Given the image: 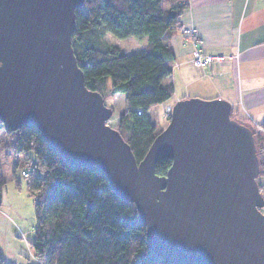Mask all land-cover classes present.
I'll return each mask as SVG.
<instances>
[{
	"label": "water",
	"instance_id": "obj_1",
	"mask_svg": "<svg viewBox=\"0 0 264 264\" xmlns=\"http://www.w3.org/2000/svg\"><path fill=\"white\" fill-rule=\"evenodd\" d=\"M85 0H0V122L35 126L66 162L105 174L172 264H264V197L252 131L222 99L176 101L136 162L73 54ZM170 159L164 175L155 165Z\"/></svg>",
	"mask_w": 264,
	"mask_h": 264
},
{
	"label": "trees",
	"instance_id": "obj_2",
	"mask_svg": "<svg viewBox=\"0 0 264 264\" xmlns=\"http://www.w3.org/2000/svg\"><path fill=\"white\" fill-rule=\"evenodd\" d=\"M167 3L170 7L165 9L162 0H85L75 10L71 46L84 85L103 100L106 95L123 96L126 110L112 127L129 145L136 162L160 131L147 117L149 108L169 99L173 91L162 80L171 73L169 39L186 4ZM107 34L145 39L146 44L128 53L109 43ZM231 118L235 119L232 113ZM248 128L255 139L261 176L264 135L256 126ZM0 130H4L1 122ZM4 132L15 155L22 156L20 177L27 179L33 197L34 240L29 245L37 264H172L152 252L135 206L112 190L102 171L66 162L33 125ZM170 165V159L160 160L155 174L164 175ZM16 168L13 178L18 182ZM4 184L0 169V207ZM0 264H6L1 256Z\"/></svg>",
	"mask_w": 264,
	"mask_h": 264
},
{
	"label": "crops",
	"instance_id": "obj_3",
	"mask_svg": "<svg viewBox=\"0 0 264 264\" xmlns=\"http://www.w3.org/2000/svg\"><path fill=\"white\" fill-rule=\"evenodd\" d=\"M182 2L186 5L169 39L171 73L162 80L172 87V95L149 108V121L156 128V114L162 109L161 130L176 101L222 99L231 104L235 118L264 135V0H177ZM162 7H170L167 0H162ZM181 28L194 36L183 34ZM145 44L143 39L139 50ZM194 48L222 60L197 69L190 63ZM257 183L264 197V176H258Z\"/></svg>",
	"mask_w": 264,
	"mask_h": 264
},
{
	"label": "rangeland",
	"instance_id": "obj_4",
	"mask_svg": "<svg viewBox=\"0 0 264 264\" xmlns=\"http://www.w3.org/2000/svg\"><path fill=\"white\" fill-rule=\"evenodd\" d=\"M105 38L109 43L119 46L128 53L137 52L141 47V41L132 38L117 39L109 34ZM104 104L113 109L112 116L108 121V124L113 126L118 116L126 110L124 99L122 95H106ZM161 112L162 109L156 114L160 117V120L157 121V132L160 130ZM235 120L247 127L249 125L241 117H236ZM21 160L22 156L17 157L12 150L10 137L4 130H0V169L5 180L0 207V256L6 264H37L29 245L34 240L33 197L27 190V179L20 177V167L18 166L22 164ZM14 168H16V175L19 177L18 182L13 178ZM262 211L264 212V207Z\"/></svg>",
	"mask_w": 264,
	"mask_h": 264
},
{
	"label": "built area",
	"instance_id": "obj_5",
	"mask_svg": "<svg viewBox=\"0 0 264 264\" xmlns=\"http://www.w3.org/2000/svg\"><path fill=\"white\" fill-rule=\"evenodd\" d=\"M181 31L183 34L194 36L193 32L189 29L181 28ZM221 60H222V57L220 56L206 55L200 49L194 48L191 52L190 63L193 67L197 69H201L213 61L219 62ZM21 175L25 176L26 172L22 171Z\"/></svg>",
	"mask_w": 264,
	"mask_h": 264
}]
</instances>
